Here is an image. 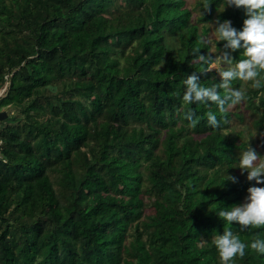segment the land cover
<instances>
[{
	"label": "trees",
	"instance_id": "obj_1",
	"mask_svg": "<svg viewBox=\"0 0 264 264\" xmlns=\"http://www.w3.org/2000/svg\"><path fill=\"white\" fill-rule=\"evenodd\" d=\"M225 6L0 0V84L8 83L0 111L16 105L26 115L0 127V264H221L214 239L225 230L248 245L239 264H264L250 248L264 227L241 229L219 216L241 206L255 181L234 166L248 144L225 131L240 112L183 102L187 76L220 85V71L244 58L243 49L209 38L217 20L242 30L245 9ZM213 46L233 65L202 63L201 55L216 60ZM228 84L245 92L249 107L257 100L264 150V82ZM129 124L153 133L129 132ZM180 126L189 130L183 138Z\"/></svg>",
	"mask_w": 264,
	"mask_h": 264
},
{
	"label": "clouds",
	"instance_id": "obj_2",
	"mask_svg": "<svg viewBox=\"0 0 264 264\" xmlns=\"http://www.w3.org/2000/svg\"><path fill=\"white\" fill-rule=\"evenodd\" d=\"M235 6L244 8L246 19L243 21L242 30H237L232 26V22L217 20L214 25V36L220 43L223 42L226 49L236 52L243 49V59L238 60L234 65L233 61L225 53L224 57L213 60L210 56L201 55L198 59L204 64H220L226 61L233 65L228 70H221L220 75L224 83L212 87L202 86L199 76L193 72L183 81L185 92L183 102L192 104L195 102L205 103L211 101L215 103L219 111L224 113L226 105L231 108L240 104L246 99L243 90L228 91L229 81L238 80L250 82L253 88H260L264 82V0H226V7ZM224 8V10H225ZM206 6L205 10H208ZM217 88L224 90L223 97ZM193 113L186 114L188 120H192ZM209 123L216 127L219 122L216 116L209 112L207 114ZM239 168L248 172V180H255L257 184H264V157L260 156L255 149L251 148L242 152L239 160ZM226 180L235 182V178L227 175ZM248 203L242 206H232L230 210H222L219 216L228 224L238 223L241 229L264 227V187H250L248 189ZM214 245L218 251L221 264H233L235 258H243L248 245L243 243L238 235L231 230H225L223 235H217ZM251 250L264 255V239H256L250 245Z\"/></svg>",
	"mask_w": 264,
	"mask_h": 264
},
{
	"label": "rangeland",
	"instance_id": "obj_3",
	"mask_svg": "<svg viewBox=\"0 0 264 264\" xmlns=\"http://www.w3.org/2000/svg\"><path fill=\"white\" fill-rule=\"evenodd\" d=\"M195 1L196 0H187V3H188V5L192 6L195 4ZM198 14H199V11L195 10L194 11V18H193L194 21L197 18ZM208 24L211 25V27H213L212 30L209 32V38L215 39V36L213 34L214 33V22H209ZM168 39L170 40V44L172 46H175L179 43L177 36L168 35ZM213 44L215 45V43H213ZM213 51L216 54V59L220 58V53L217 50L216 46H213ZM220 66H222V63L212 65V68H217ZM1 84H0V87H2V86L3 87L0 88V96H2L3 93H5V89L8 87V83H6L5 85H2V86H1ZM55 88H56V90L60 88V81H58L57 84L55 83ZM256 104H257V100L254 101L253 107H249L247 102L244 100L240 104L233 106L232 110L240 112L241 118H237V117L233 116V118L230 120L229 128L225 129V131H226V133L232 134L234 137H237L238 142L247 143L248 146L250 145L251 148L255 149V151L260 156L264 157V150L262 149L261 144L259 142L260 136H259V134L256 131V128L254 126L255 120H257L261 114V112H260L261 110L258 109ZM1 110H6L8 112L9 116L5 119L0 120V127H4L5 125H8V124H16L26 117V115L23 113L22 109L20 107H17L16 105L5 106ZM38 116H40V113L38 114ZM141 126L144 127L146 133L152 132L150 129H148L143 124H141V125L129 124L126 127V129L129 132H131L135 128H140ZM174 131L178 132L179 137H181V138H183L187 133H189V130L186 129L185 127H182V126L175 127ZM123 142L125 145H127V141L124 140ZM1 145H2V141L0 140V157H3V154L1 152ZM247 149H239L237 151L236 156L239 158V160H240V157L242 155V152L246 151ZM234 166L236 167L238 172H241L240 171L241 169L239 168V161L237 163H234ZM143 171L147 173L148 170L145 169ZM241 174H242L243 178H245V176H244L245 174H243L242 172H241ZM246 177H248V175H246ZM261 179H264V176H262ZM253 186L264 187V184H257L256 181H253V183L249 186V188L253 187ZM248 195H249V193L247 190L244 193L242 205L248 203V200H247ZM146 203H147V205L144 208L145 215L153 214L154 213V206L152 204V199L150 197H148L147 195H146ZM203 242H201V243H203ZM233 264H239V262L237 260H234Z\"/></svg>",
	"mask_w": 264,
	"mask_h": 264
},
{
	"label": "water",
	"instance_id": "obj_4",
	"mask_svg": "<svg viewBox=\"0 0 264 264\" xmlns=\"http://www.w3.org/2000/svg\"><path fill=\"white\" fill-rule=\"evenodd\" d=\"M8 117V112L6 110L0 111V120L5 119Z\"/></svg>",
	"mask_w": 264,
	"mask_h": 264
},
{
	"label": "built area",
	"instance_id": "obj_5",
	"mask_svg": "<svg viewBox=\"0 0 264 264\" xmlns=\"http://www.w3.org/2000/svg\"><path fill=\"white\" fill-rule=\"evenodd\" d=\"M5 88V87H4ZM6 90V89H5Z\"/></svg>",
	"mask_w": 264,
	"mask_h": 264
}]
</instances>
